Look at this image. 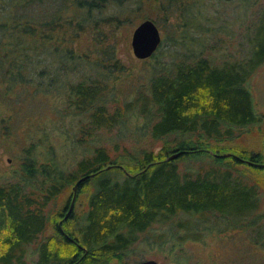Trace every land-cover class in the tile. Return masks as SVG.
<instances>
[{
    "label": "trees",
    "instance_id": "trees-1",
    "mask_svg": "<svg viewBox=\"0 0 264 264\" xmlns=\"http://www.w3.org/2000/svg\"><path fill=\"white\" fill-rule=\"evenodd\" d=\"M39 1L0 0V77L10 87L38 88L29 80L38 66L36 57L50 49V42L55 45L51 56L60 65L58 76L59 71L72 70L63 49L58 51L62 46L67 49L66 41L53 42V27L26 11L27 5ZM105 1L92 0L95 4L89 6L98 8L97 3ZM44 29L51 37L41 33ZM247 29L254 34L245 37L244 59L216 64L202 51L186 55L190 58L152 75L146 93L138 92L119 106L99 78L65 83L64 110L72 111V118L85 119L76 141L84 153L67 170L63 161L37 158L30 145L17 180L0 183V264H30L31 247L37 254L34 264L122 262L142 235L151 248L169 243L171 252H177L186 242L198 241L211 219L236 226L255 212L260 204L257 186L233 173L238 166L264 171V166L246 164H264V131L257 152L234 142L243 129L264 125L248 87L264 64V8ZM58 76L49 78L50 88H43L47 95L53 94L52 81ZM133 111L149 115V137L161 143L157 152L123 148L111 153L96 146L85 154L97 133L111 131ZM175 153L179 157L168 160ZM206 159L211 164L204 169ZM183 161L191 164L180 170ZM78 181L75 201L87 192L85 210L80 216L71 211L64 218ZM65 194L67 199L60 204ZM49 229L53 233L43 237Z\"/></svg>",
    "mask_w": 264,
    "mask_h": 264
},
{
    "label": "rangeland",
    "instance_id": "rangeland-1",
    "mask_svg": "<svg viewBox=\"0 0 264 264\" xmlns=\"http://www.w3.org/2000/svg\"><path fill=\"white\" fill-rule=\"evenodd\" d=\"M119 1L106 0L103 4L97 3L98 8L89 6L90 2L95 4L92 0H40L27 5L26 11L36 21L53 27L50 34L53 42L58 38L66 41L68 50L62 46L58 51L63 49L66 63L73 67L67 72L59 71L58 76L60 65L51 56L55 45L50 42V49L42 47L44 51L36 57L38 66L30 76L29 82L36 83L38 88L32 84L10 87L0 77V183L17 180L21 160L30 145L37 158L63 161L67 170L84 153L76 148V141L78 128L85 119L72 118V111L64 110L65 83L99 78L107 84L106 90L119 106L133 100L138 92L146 93L152 75L189 57L186 55L192 57L193 53L202 51L216 64L223 59L242 60L248 49L245 37L254 34L247 28L255 24L264 8V0ZM145 20L156 25L161 43L149 59L137 60L131 50V36ZM41 33L49 31L44 29ZM211 47L212 53L206 51ZM71 61L81 63L82 67L76 69ZM55 75L59 78L52 81L53 94L47 95L43 88L48 87L49 78L52 80ZM248 87L257 114L264 115V64L251 77ZM42 90L46 95L41 94ZM148 116L128 112L120 125L109 132L97 133L88 143L85 154L96 146L105 147L111 153H119L123 148L129 152L141 149L157 152L161 143L152 142L149 137ZM263 126L243 129L234 143L248 151H259ZM209 161L204 160V169L210 166ZM187 164L191 163L180 162V170ZM235 169L237 173L233 175H245L249 184L257 186L260 204L249 217L236 226L220 218L211 219L198 241L186 242L177 252H171L169 243L161 249L151 248L146 245V235H142L122 262L108 264L146 260L157 264H264V171L246 166ZM87 194L74 199L73 215L83 213ZM67 197L68 194L63 195L60 204ZM52 233L49 229L43 237ZM31 248L34 255L29 262L34 264L37 254Z\"/></svg>",
    "mask_w": 264,
    "mask_h": 264
},
{
    "label": "water",
    "instance_id": "water-1",
    "mask_svg": "<svg viewBox=\"0 0 264 264\" xmlns=\"http://www.w3.org/2000/svg\"><path fill=\"white\" fill-rule=\"evenodd\" d=\"M160 43H161V38L158 28L152 21L145 20L141 22L138 26H136V28L133 30L131 36V43H130L132 54L137 60H147L155 53ZM179 155L180 154L175 153L171 155L168 158V160H174L178 158ZM228 156L229 155H224L221 157H228ZM246 164L253 165L256 167L264 166L259 164H253L249 161H246ZM79 182L80 181H78L73 187V197L71 199V204L64 218H67L69 213L72 211V207L75 199V191ZM132 264H157V263L153 260H146V261L135 262Z\"/></svg>",
    "mask_w": 264,
    "mask_h": 264
},
{
    "label": "flooded vegetation",
    "instance_id": "flooded-vegetation-1",
    "mask_svg": "<svg viewBox=\"0 0 264 264\" xmlns=\"http://www.w3.org/2000/svg\"><path fill=\"white\" fill-rule=\"evenodd\" d=\"M259 165H264V164H259Z\"/></svg>",
    "mask_w": 264,
    "mask_h": 264
}]
</instances>
